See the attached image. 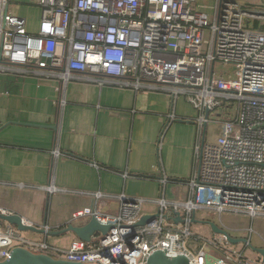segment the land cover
Masks as SVG:
<instances>
[{
    "label": "built area",
    "instance_id": "2783aa9c",
    "mask_svg": "<svg viewBox=\"0 0 264 264\" xmlns=\"http://www.w3.org/2000/svg\"><path fill=\"white\" fill-rule=\"evenodd\" d=\"M35 5L40 21L31 32L25 19L9 12V0H0V73L53 79L58 92L80 76L98 86L159 91L172 103L168 123L175 121L174 105L183 97L196 114L192 174L183 182V199H166L163 187L159 198L147 202L155 207L151 213L143 211L145 200L124 196L117 198L116 214L95 204L73 212L68 225L93 218L111 227L89 243L76 239L58 247L0 227V261L22 248L80 264H146L157 251L184 255L189 264H264L221 236L207 240L191 228L199 210L219 218L242 215L251 223L264 218V3L215 0L211 16L198 0H36ZM216 62L237 65L238 76L215 78ZM158 181L168 183L165 175ZM91 197L97 202L109 196ZM143 216L152 218L136 226Z\"/></svg>",
    "mask_w": 264,
    "mask_h": 264
},
{
    "label": "crops",
    "instance_id": "0c3cea01",
    "mask_svg": "<svg viewBox=\"0 0 264 264\" xmlns=\"http://www.w3.org/2000/svg\"><path fill=\"white\" fill-rule=\"evenodd\" d=\"M24 6L14 13L27 24L33 8ZM58 87L53 79L0 73L1 212L59 230L67 227L73 212L94 204L99 211L116 214L118 196L145 200L146 213L154 211L147 202L159 198L163 187L168 200L185 197L196 114L183 97L174 105L175 121L168 123L172 103L159 91L98 86L84 76L70 80L64 91ZM162 175L168 179L165 186L158 181ZM96 192L109 197L94 202ZM28 235L48 242V236ZM76 239L65 234L48 243L67 247ZM256 247H264V240Z\"/></svg>",
    "mask_w": 264,
    "mask_h": 264
},
{
    "label": "water",
    "instance_id": "95a60500",
    "mask_svg": "<svg viewBox=\"0 0 264 264\" xmlns=\"http://www.w3.org/2000/svg\"><path fill=\"white\" fill-rule=\"evenodd\" d=\"M152 216H143L136 226H143L146 224ZM0 222L5 223L9 226L14 227L19 232H33L37 234L46 235L48 237H57L65 234H73L78 240L89 243L91 238L97 234L106 235L110 226H102L93 218H90L87 223L79 226L67 225L66 228H62L59 230H45V225L43 227H37L25 222L19 215L17 214H3L0 211ZM175 223H179L180 219L177 217L174 220ZM193 224H202L209 227L211 233L215 236H221L225 239V241L229 245L236 246L238 244L245 245L249 251L253 254H256L258 257L262 259L264 262V247H253L248 240L239 237H232L229 232L220 226H217L213 222L209 221H196L194 218L192 219ZM209 259V257H207ZM0 264H80L67 262L63 260H55L49 256L42 254H33L22 248H14L10 252V256L8 259L4 261H0ZM146 264H189L188 259L182 256L169 257L163 251H157L151 254ZM205 264H212L209 260H206Z\"/></svg>",
    "mask_w": 264,
    "mask_h": 264
},
{
    "label": "rangeland",
    "instance_id": "374dc122",
    "mask_svg": "<svg viewBox=\"0 0 264 264\" xmlns=\"http://www.w3.org/2000/svg\"><path fill=\"white\" fill-rule=\"evenodd\" d=\"M234 1L239 2L242 5H247V6L249 5L257 6L261 2L264 3V1H261V0H234ZM22 3L23 2H20L19 0H9V12L14 13V10L16 8H19L21 5H25L24 7L33 8L31 9V12H30L31 14L29 16L31 18H27L28 21L26 24V28L27 30L34 31L38 24V21H36V15H37V11H36L37 8L35 6L36 0H32V2H28V3L26 2L25 4H22ZM214 3H215V0H198V6H200V8L202 7L203 12H205L209 16L213 14L212 8L214 6ZM14 14L16 15V13ZM262 31H264V29H262ZM238 74H239V68L237 65H234V64L224 65L218 62L215 63V66H214V77L215 78L216 77H222V78L230 77L232 79V78H236ZM210 131H212V129L208 127L207 134H206L207 136L210 134ZM143 211L145 212V208L143 209ZM196 221H209V222L215 223L217 226L224 227L232 237L244 238L248 240L249 243L253 247H256L257 243H261V240H264V228H263L264 218H256L251 223L247 217L245 218L242 215H236V216L222 215V217L219 218L218 213L216 214L208 210H199L196 214ZM261 224H263V226H261ZM250 227L253 230L252 233L249 232ZM191 228H192V232L198 237L201 236L207 240H213L215 237V235L211 233L209 227L205 225H202V224L199 225V224L192 223ZM232 228H234L235 230L237 229V230H245V231L235 232L234 230L232 231L230 230ZM21 234L27 237L29 236L28 234H30V232H22ZM62 236L48 237V242L52 240H59L60 238H62ZM231 247L235 251H242L245 249L244 255L249 259H255V257H257V255L249 251L245 245L238 244L236 246L231 245ZM209 251H210V254L217 256L211 247H209Z\"/></svg>",
    "mask_w": 264,
    "mask_h": 264
},
{
    "label": "trees",
    "instance_id": "16d2710c",
    "mask_svg": "<svg viewBox=\"0 0 264 264\" xmlns=\"http://www.w3.org/2000/svg\"><path fill=\"white\" fill-rule=\"evenodd\" d=\"M0 223H2V222H0Z\"/></svg>",
    "mask_w": 264,
    "mask_h": 264
}]
</instances>
